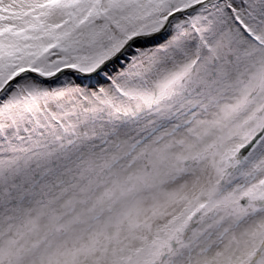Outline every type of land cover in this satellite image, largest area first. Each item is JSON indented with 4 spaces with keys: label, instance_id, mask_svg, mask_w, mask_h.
Instances as JSON below:
<instances>
[{
    "label": "snow or ice",
    "instance_id": "obj_1",
    "mask_svg": "<svg viewBox=\"0 0 264 264\" xmlns=\"http://www.w3.org/2000/svg\"><path fill=\"white\" fill-rule=\"evenodd\" d=\"M0 264H264V0H0Z\"/></svg>",
    "mask_w": 264,
    "mask_h": 264
}]
</instances>
